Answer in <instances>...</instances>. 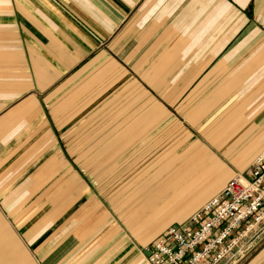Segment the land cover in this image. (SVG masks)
Segmentation results:
<instances>
[{
  "label": "crops",
  "instance_id": "obj_1",
  "mask_svg": "<svg viewBox=\"0 0 264 264\" xmlns=\"http://www.w3.org/2000/svg\"><path fill=\"white\" fill-rule=\"evenodd\" d=\"M263 152L264 0H0V264H146Z\"/></svg>",
  "mask_w": 264,
  "mask_h": 264
},
{
  "label": "built area",
  "instance_id": "obj_2",
  "mask_svg": "<svg viewBox=\"0 0 264 264\" xmlns=\"http://www.w3.org/2000/svg\"><path fill=\"white\" fill-rule=\"evenodd\" d=\"M264 235V152L245 177L223 190L189 219L167 230L145 254L146 264L232 263L246 249L243 241ZM245 250V251H244Z\"/></svg>",
  "mask_w": 264,
  "mask_h": 264
},
{
  "label": "rangeland",
  "instance_id": "obj_3",
  "mask_svg": "<svg viewBox=\"0 0 264 264\" xmlns=\"http://www.w3.org/2000/svg\"><path fill=\"white\" fill-rule=\"evenodd\" d=\"M222 11H223V13H226V12H227L226 8H223V7H222ZM80 28L82 29L81 26H80L78 29H80ZM85 28H86V27H85ZM87 28H88V29H87ZM87 28H86V30H87L88 34H91V35L96 39V34H97V33H96L93 29H92V30H93V32H92L91 30H89V27H87ZM94 41H95V40H94ZM95 42H96V41H95ZM127 71L130 72L131 75H134V77H135V83H136V80L139 79V80H141V81H140L141 85H146L145 82H144V78H145V77L148 78V77H147V75H146L145 73H142V74H141V77H140V75H138V74H133V72L130 71L129 69H127ZM139 80H138V81H139ZM241 176H243V175H242V174H237V175H236L235 177H233L232 179L237 178V177H240V178H241ZM230 180H231V179H230ZM230 180H229V181H230ZM229 181H228V182H229ZM189 219H190V218H189ZM175 221H176V220H175ZM188 224H189V220H188V223H185V224H183V225H188ZM263 237H264V235L260 236V238H259V239H256V240L248 241V240L246 239L245 241H243V243L245 244V248L248 247V248L246 249V251L244 250L245 253H244L243 255H245L249 250H251V249H252V248H253V247H254V246H255V245H256V244H257V243L263 238ZM263 244H264V242H263V243H262V244H261V245H260L255 251H257V250H258ZM255 251H254V252H255ZM144 252H145V251H144ZM144 252L142 251V253H144ZM254 252H253V253H254ZM253 253H252V254H253ZM252 254H251V255H252ZM243 255H242V256H243ZM251 255H250V256H251ZM242 256H240V257L237 258L235 261H233L232 263H229V264H236V263L240 260V258H241ZM250 256H249V257H250ZM249 257H248V258H249ZM248 258H247V259H248ZM247 259H246V260H247ZM246 260H245V261H246ZM245 261H243L241 264H243ZM222 264H224V263H222ZM225 264H228V263H225Z\"/></svg>",
  "mask_w": 264,
  "mask_h": 264
},
{
  "label": "water",
  "instance_id": "obj_4",
  "mask_svg": "<svg viewBox=\"0 0 264 264\" xmlns=\"http://www.w3.org/2000/svg\"><path fill=\"white\" fill-rule=\"evenodd\" d=\"M263 242L264 237L251 250H249L245 255H243L236 264H241L243 261H245Z\"/></svg>",
  "mask_w": 264,
  "mask_h": 264
}]
</instances>
